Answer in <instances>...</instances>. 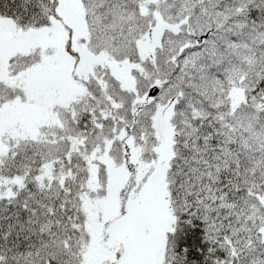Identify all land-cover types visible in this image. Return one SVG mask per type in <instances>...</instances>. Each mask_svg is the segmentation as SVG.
<instances>
[{
  "label": "snow or ice",
  "instance_id": "obj_1",
  "mask_svg": "<svg viewBox=\"0 0 264 264\" xmlns=\"http://www.w3.org/2000/svg\"><path fill=\"white\" fill-rule=\"evenodd\" d=\"M0 264H264V0H0Z\"/></svg>",
  "mask_w": 264,
  "mask_h": 264
}]
</instances>
